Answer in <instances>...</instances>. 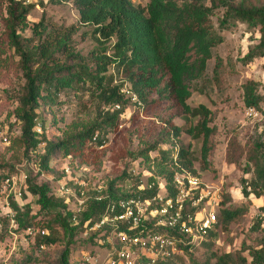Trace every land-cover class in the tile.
Segmentation results:
<instances>
[{"label": "trees", "instance_id": "trees-1", "mask_svg": "<svg viewBox=\"0 0 264 264\" xmlns=\"http://www.w3.org/2000/svg\"><path fill=\"white\" fill-rule=\"evenodd\" d=\"M70 1L78 11L79 22L92 27L91 35L97 45L87 55L74 50V26L54 28L44 22V16L29 24L28 16L35 7L34 2L0 0V83L12 85L9 80L12 73H21L23 79L16 94L0 98H11L15 102L8 115L13 117L11 123L18 124L20 134L13 139L22 144L27 160L39 158V169H48L54 156L73 157L75 162L69 165H83L88 152L93 147L103 146L106 134L117 129L124 105L133 96L145 102L152 93L165 103L161 117L164 126L152 144L134 152L129 150L127 156L139 159L136 167L148 168L164 177L172 190V175L176 170L186 169L197 174L196 157L189 146H178L176 160L171 155L175 139L181 132L201 138L199 157L204 165L214 149L211 138L214 127L208 126L211 110L202 103L197 106L188 103L194 90L201 91L197 84L200 80H207V61L213 57V47L222 41L211 18L216 11H222L221 27L240 21L249 30L255 29L259 33L257 43L243 56L244 61H252L264 56V0ZM27 28L32 32L31 37L23 33ZM219 67V57H215L213 73L216 80ZM112 69L114 72L121 69L126 74L130 84L128 91L124 83H114ZM66 90H90L98 100L96 116L92 121L70 122L63 130V137L53 142L35 130L38 111L41 107L50 108L57 104L59 94ZM243 99L247 107L259 108L262 98L256 93L254 82L249 80L243 84ZM177 117L184 121L197 118V121L177 126L174 123ZM262 132L264 136V128ZM40 142H44V154L36 151ZM167 142H170V149L160 148ZM153 151L156 155H149ZM133 160L126 161L119 176L107 180L104 185L94 184L88 188L85 208L81 212L68 206L69 200L63 192H54L50 183H37L36 178L28 175L21 205L12 203L18 229L34 225L36 218L40 217L46 235L38 237L37 243L54 244L58 240L56 234L61 232L64 248L58 264H82L81 260L72 261V247L78 244L82 248L90 247L93 252L97 238L103 235L101 231H88V226L104 213L109 202L137 194L135 190L140 179L136 177L131 188L123 181L130 169L127 168L129 162ZM224 160L228 165L239 167L243 160L244 169L253 167V179L240 180L245 196L260 197L264 193L263 140L242 143L236 135L230 136ZM19 170L14 165L0 164V188L6 177ZM37 173L41 176V171ZM59 177L58 181L63 180L76 194L84 190L81 184H74L64 173ZM247 185L251 186L250 192L246 190ZM26 193L33 197V201L26 198ZM231 201V195L226 193L217 208V221L207 231L202 243L178 244L181 251L159 260L158 264H185L184 256L192 264H264V239L259 246L242 242L240 249L234 252L219 254L214 248L213 242L220 227L229 225L248 210L246 206L233 207ZM74 215L77 218L75 223L72 221ZM261 224L259 220L256 226ZM36 250L34 248V253ZM27 251L22 253V258H16L18 264L30 263V252Z\"/></svg>", "mask_w": 264, "mask_h": 264}, {"label": "rangeland", "instance_id": "rangeland-1", "mask_svg": "<svg viewBox=\"0 0 264 264\" xmlns=\"http://www.w3.org/2000/svg\"><path fill=\"white\" fill-rule=\"evenodd\" d=\"M34 3L35 7L30 10L28 16L29 24L38 22L44 16V22L54 28L74 26L76 31L74 30L72 41L75 43L74 50L76 52L87 55L96 47L97 43L91 35L92 27L79 22L78 11L70 0H38ZM221 18L222 11H216L211 18L214 30L222 37V41L213 47V57L207 61V80H200L197 85L202 88L201 91L194 90L188 99L191 106L202 103L211 110L208 126L214 127L211 134L214 144L213 153L207 159V164L204 165L199 157L201 138H194L186 132H181L174 143V147L177 148L179 145L190 147L196 157L194 164L196 175L209 184L213 183L221 187V202L224 195L229 193L232 197L233 207H248L243 216L227 226H221L218 230L213 244L219 254L240 249L242 242L259 246L264 239V209H261L264 206V193L260 197L251 194L245 196L240 189L241 178H245L247 181L253 179V167L244 169L242 167L243 160L241 167L228 165L224 160L225 147L230 136L236 135L242 143L254 140H263L264 142L262 135L264 128V56L256 57L252 61H244L243 56L250 47L257 43L259 33L255 29L249 30L247 25L240 21H235L230 26L221 27L219 25ZM23 33L27 37L32 36L30 28H27ZM215 57H219L220 60L217 80L213 73ZM112 74L114 83H124L125 90L128 91L130 84L127 82L126 74L121 69L115 70V72L112 69ZM9 80L12 85L0 83V98L6 94H16L23 84L21 73L10 74ZM249 80L256 84V93L262 98L258 108L262 115L259 118L245 116L247 105L243 99V84ZM12 100L11 98L0 99V164H9L17 166L19 169H25L28 175L36 178L37 183L44 181L50 183L54 192L58 190L60 184L58 181L60 179L57 178H60L62 173L66 176L64 171L66 166L70 167L68 176L85 181L87 188L90 189L94 184L104 185L107 180L114 179L122 173L126 161L133 160L127 156L129 150L134 152L152 144L164 126L161 122L165 109L164 101L152 93L148 94L145 102L139 101L133 96L124 105L121 122L117 129L106 134V142L103 146L93 147L88 152L85 164L71 166L69 164L75 162L73 157L54 156L49 162L48 169H39V158L27 160L24 147L19 141L13 139L19 136L20 128L18 124L11 123L14 121L13 117L8 115L15 105ZM97 106L98 100L90 90L84 92L66 90L59 94L57 104L50 108L41 107L39 109L37 122L40 123L41 133L48 140L56 142L63 137V130L70 122L92 121L96 116ZM196 121L197 118H190L187 121L179 117L174 118V123L177 126H186L184 124L186 122L188 125L194 124ZM170 146V142H167L161 144L160 148L170 149ZM174 147L171 150L172 156ZM36 151L39 154H44L42 147ZM149 155L155 156L156 152H150ZM136 163L137 158L129 162L127 168H130V173L128 172L123 179L128 188L133 187L136 182L137 169L131 171V168L137 165ZM38 171H41V176L37 173ZM137 178L139 179V177ZM126 187L124 186V188ZM26 198L33 201V197L28 193H26ZM68 206L70 208L74 206L72 197L69 199ZM259 220L262 224L256 226ZM34 225L44 228L40 217L36 218ZM38 237L42 236L36 234L34 239L29 237L26 247L20 246L16 252L17 256H13L10 261L13 264H18L15 261L16 258H22V253L28 250L31 260L28 264H58L59 256L64 248L61 232L56 234L58 240L54 244L47 245L41 242L45 244L44 248L39 247ZM37 246L38 250H36ZM90 249V247L86 249V246L82 248L81 245H74L72 261L78 262ZM183 263L192 264L187 256H184ZM175 264L181 263L176 262Z\"/></svg>", "mask_w": 264, "mask_h": 264}, {"label": "built area", "instance_id": "built-area-1", "mask_svg": "<svg viewBox=\"0 0 264 264\" xmlns=\"http://www.w3.org/2000/svg\"><path fill=\"white\" fill-rule=\"evenodd\" d=\"M261 115L253 106L245 109L247 118H259ZM35 130L41 133L39 122ZM38 147L43 148L44 142H40ZM177 153L178 148L174 147V160ZM137 165L131 171H135ZM69 169V166L64 168L66 178L72 179L74 184H81L84 190L76 194L64 181H59L58 190L68 200L72 197L73 208L81 212L85 208V191L88 188L85 181L70 178L67 174ZM27 177V171L21 168L6 177L0 188V264H13L10 259L17 256L20 246L26 247L29 237L34 239L36 234H46L44 228L36 225L18 229L16 209L12 203L21 205ZM137 177L140 179L136 185L137 194L109 202L104 213L88 226V231H101L103 235L97 238L96 249L82 256V264H158L159 260L180 252L178 244L199 245L207 231L213 228L221 201L220 186L209 184L186 169L173 173L172 190L164 177L148 168L137 167ZM246 190L250 192L251 186L247 185ZM76 220L74 215L73 223ZM44 245L40 243L39 247L44 248Z\"/></svg>", "mask_w": 264, "mask_h": 264}]
</instances>
